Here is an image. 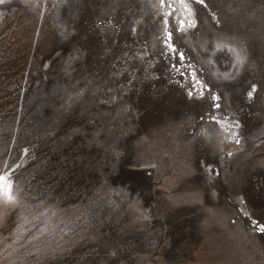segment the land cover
I'll use <instances>...</instances> for the list:
<instances>
[{
	"label": "rangeland",
	"instance_id": "obj_1",
	"mask_svg": "<svg viewBox=\"0 0 264 264\" xmlns=\"http://www.w3.org/2000/svg\"><path fill=\"white\" fill-rule=\"evenodd\" d=\"M0 175V264H264V0H4Z\"/></svg>",
	"mask_w": 264,
	"mask_h": 264
},
{
	"label": "snow or ice",
	"instance_id": "obj_2",
	"mask_svg": "<svg viewBox=\"0 0 264 264\" xmlns=\"http://www.w3.org/2000/svg\"><path fill=\"white\" fill-rule=\"evenodd\" d=\"M200 3H203V0H199ZM4 3V0H0V4ZM183 26H184V22L181 21V25H180V28L178 30H183ZM189 26H194L191 24V22H189ZM171 37H172V33L169 32L168 33V41H166V46L173 51L174 54H177L179 55L180 59H183V54L182 53H179V51L177 49H175L174 45L172 43H170L171 41ZM251 95V93L249 94ZM218 107V105H216ZM7 180V177L3 176V175H0V192H3L4 191V185H5V182ZM10 188V186H9ZM8 199L11 200L12 197H11V194L9 192L8 194Z\"/></svg>",
	"mask_w": 264,
	"mask_h": 264
},
{
	"label": "bare ground",
	"instance_id": "obj_3",
	"mask_svg": "<svg viewBox=\"0 0 264 264\" xmlns=\"http://www.w3.org/2000/svg\"><path fill=\"white\" fill-rule=\"evenodd\" d=\"M184 13H185V12H184ZM188 20H189V19H188ZM181 21H183V20H181ZM183 22H184V21H183ZM165 24L168 25V21H167ZM183 28H184V29L187 28V25H186L185 22H184V26H183ZM168 33H169V31L167 30L166 33H165V35L167 36V37H166V41H168ZM170 43H171V42H170ZM171 51H172V50H171ZM222 137H223V136H222ZM224 139H225V138H224ZM228 145H229V144H228ZM230 145H231V146H234V143L230 141ZM229 147H230V146H229Z\"/></svg>",
	"mask_w": 264,
	"mask_h": 264
}]
</instances>
